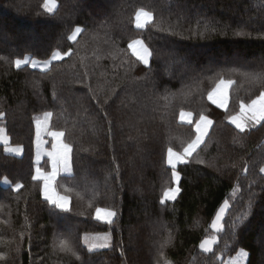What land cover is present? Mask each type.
<instances>
[{
    "label": "trees",
    "instance_id": "16d2710c",
    "mask_svg": "<svg viewBox=\"0 0 264 264\" xmlns=\"http://www.w3.org/2000/svg\"><path fill=\"white\" fill-rule=\"evenodd\" d=\"M43 3L0 0V127L23 147L17 156L0 144V264H225L240 249L247 264H264V121L240 132L228 120L264 92V0H57L53 13ZM141 8L153 19L137 28ZM138 38L152 53L147 65L129 47ZM69 50L47 69L15 67ZM221 79L233 81L227 109L208 98ZM46 112V137L62 131L71 146L73 171L56 180L67 210L32 178ZM201 113L213 125L176 168V200L161 204L175 186L167 149L183 151ZM98 207L116 212L111 223ZM98 233L111 245L89 250L84 235ZM208 237L217 242L204 252Z\"/></svg>",
    "mask_w": 264,
    "mask_h": 264
},
{
    "label": "snow or ice",
    "instance_id": "6c2138e0",
    "mask_svg": "<svg viewBox=\"0 0 264 264\" xmlns=\"http://www.w3.org/2000/svg\"><path fill=\"white\" fill-rule=\"evenodd\" d=\"M42 7L45 9L48 13H53L55 9L57 8V0H44V3ZM143 18V20H142ZM136 19V27L137 28H144L147 24L152 22L153 16L151 12H148L144 10L143 8L137 10L135 14ZM81 32V29L79 27H76L75 30L72 32V34L68 37L69 40H75L78 33ZM237 35H240V33H237ZM139 46L138 48L136 46ZM129 47L133 49L134 54L137 56L138 60L145 65L149 63L150 57L152 55L151 51L148 49L147 46L143 44L142 41H133L129 44ZM71 50L69 52L61 54L59 51L54 52L52 54L51 59L56 60L60 59L63 56L69 55ZM15 67L19 69L22 65L29 63V58L25 57L24 59L17 58L15 61ZM50 63V61L45 62V67ZM33 68L38 67L36 62H32L31 65ZM232 81L225 82L223 79H221L217 85V89L221 85H224L227 87L228 84H231ZM216 89H214L212 92H209L208 98L212 100L213 103H217V101L214 99V93ZM219 107H224V104L221 102L218 104ZM3 114L0 113V117H2ZM52 116L51 112L44 113L43 121L37 120L36 122V139H37V162L40 159V152H39V145L41 143V131L42 128H47L49 118ZM192 116V113H185L181 111L180 117L181 120H185L186 117L187 123L192 124L193 121L190 119ZM229 122L234 125L240 132H244L248 129L249 123H252L253 125L260 124L262 121H264V92H261L256 99L252 100L249 105H245L243 102L240 104V113L238 115H232L228 117ZM213 123L211 119H209L206 115L200 114L199 118L194 122V128H195V135L194 138L190 140L186 144V146L183 147L182 152H176L173 150L172 147H169L167 149V164L172 169V178L173 181L178 185V182L180 180V174L176 171L177 165L180 163H187L188 158L192 157L193 153L197 151V149L200 147V145L204 141V137L207 135V131L209 126ZM47 134L51 135L54 138V142L52 144V151L48 152L47 155L51 162V175H45L40 167L35 168V174L33 175V180H42L43 181V195L44 198L53 204L55 207L61 209V210H67L68 209V197L67 196H53L49 192V182L51 179H54L57 170L62 169L63 171H69L70 170V152H71V146L69 144L63 143L61 141V137L64 136V133L62 131H49ZM6 133H4V130L0 129V144L5 145V151H11L15 154H20L22 152V146H16L15 148H9L7 147L9 144V140L5 138ZM200 163H203V161H200ZM246 170V169H245ZM261 172H264V167L260 169ZM4 183H9L7 177L4 178ZM22 187L21 184L17 183L13 190H19ZM68 191V189H66ZM181 191L179 186L167 188L163 191V195L161 198V204L166 203L167 201H175L177 195ZM227 207V202H225V207H222L219 211V213L216 216L215 221L212 224V228L214 230H219V222L222 218V214L225 211V208ZM101 213H103V216H101ZM116 216V212L110 209H96V218L97 219H103L108 223L112 222V218ZM96 240H102L103 243H92L90 244L89 250L98 248V247H108L109 241H110V234H104L103 236H97L95 238ZM87 242V237H86ZM216 243L215 237L206 238L205 240L201 241L200 243V249L204 252H211L212 251V245ZM59 248L61 251L69 250L67 246V242L61 240L59 242ZM249 256V253L244 250L240 249L237 252V255L230 259L227 264H247V258ZM3 255L0 254V259H3Z\"/></svg>",
    "mask_w": 264,
    "mask_h": 264
},
{
    "label": "crops",
    "instance_id": "0c3cea01",
    "mask_svg": "<svg viewBox=\"0 0 264 264\" xmlns=\"http://www.w3.org/2000/svg\"><path fill=\"white\" fill-rule=\"evenodd\" d=\"M152 16H153V14H152ZM142 20H143V18H142ZM25 58V57H24ZM23 58V59H24ZM27 58H29V64L30 65H32V62L34 61V59L32 58V57H27ZM58 60V59H57ZM34 62H36V61H34ZM38 62V61H37ZM36 62V63H37ZM53 62V61H52ZM51 62V63H52ZM149 64V63H148ZM25 65V64H24ZM37 65H38V67H39V64L37 63ZM37 68V67H36ZM39 69H41V68H39ZM47 69V68H46ZM225 82H227V81H231V80H224ZM218 85V84H217ZM217 85H216V87L214 88V89H216V91H215V93H214V99L217 101V103H214L215 105H217L218 106V104L219 103H223L224 104V107H220V108H222V109H227L228 108V106H229V103H230V91H231V87H232V85H233V81H232V83L231 84H228L227 85V87H225L224 85H221L220 87H219V89H217ZM213 89V90H214ZM212 90V91H213ZM211 91V92H212ZM212 101V100H211ZM245 105H249V104H245ZM219 107V106H218ZM183 112H185V113H189L190 111H183ZM190 113H192V112H190ZM238 115V114H237ZM209 118V117H208ZM187 119H188V117H186L185 118V120H181V117H180V120L181 121H183V122H186L187 121ZM190 119H192V121H194V114L192 113V116L190 117ZM209 119H211V118H209ZM212 120V119H211ZM39 121H42V120H39ZM213 121V120H212ZM187 123V122H186ZM212 125H213V123L209 126V128H208V131H207V135H208V133H209V131H210V129H211V127H212ZM42 129H44L45 130V128H42ZM50 131H56V130H50ZM42 132V131H41ZM49 135V134H48ZM207 135L204 137V141H205V139H206V137H207ZM5 138L6 139H8L10 142H9V144H8V146L7 147H9L10 149L11 148H15L16 146H18V145H14L12 142H11V138H10V136H8L7 134H6V136H5ZM48 139L49 140H47V137H46V134L44 133V135L42 136V134H41V143H40V145H39V152H40V159H39V161L37 162V152H38V147H37V139H36V137H35V168L36 167H40L41 168V170L44 172V171H46V173H48V175L50 176L51 175V171H52V168H51V162H50V159H49V157H48V155H47V153L48 152H50L51 150L50 149H52L51 147H52V144H53V142H54V138L51 136V135H49V137H48ZM61 141L63 142V143H65L64 142V139H63V137H61ZM203 141V142H204ZM4 147H5V145L4 144H2ZM41 148V149H40ZM175 151V150H174ZM43 153V155H42V153ZM177 152V151H176ZM8 153H11V154H14V155H17V156H20V155H22L23 154V147H22V152L20 153V154H15V153H13V152H11V151H8ZM179 165V164H178ZM177 165V166H178ZM72 171H73V169H72V164L70 163V170L69 171H63L62 169H58L57 170V174H56V176H55V178L54 179H51L50 180V182H49V192H50V194H52L53 196H61V194L60 193H58V192H56L55 191V189H56V180L58 179V177L60 176V175H68V174H71L72 173ZM68 197V196H67ZM70 204H71V199H70V197H68V209H69V207H70ZM101 209H105V208H101ZM101 216H103V213H101ZM114 219V217L112 218V220ZM100 220H103V219H100ZM103 221H105V220H103ZM215 245V244H214ZM213 245V246H214ZM213 246H212V248H213ZM237 255V254H236ZM236 255H234V256H232L231 258H229V259H227V261H226V263L225 264H227V262L230 260V259H232V258H234ZM248 259V258H247Z\"/></svg>",
    "mask_w": 264,
    "mask_h": 264
},
{
    "label": "rangeland",
    "instance_id": "374dc122",
    "mask_svg": "<svg viewBox=\"0 0 264 264\" xmlns=\"http://www.w3.org/2000/svg\"><path fill=\"white\" fill-rule=\"evenodd\" d=\"M134 41H142L143 42V44L145 45V46H147L146 44H145V42L143 41V39H141V38H138V39H136V40H134ZM137 48L139 47L138 45L136 46ZM148 47V46H147ZM148 49H149V47H148ZM150 50V49H149ZM132 51H133V49H132ZM60 52V51H59ZM134 52V51H133ZM61 53V52H60ZM62 54V53H61ZM26 57H32L31 55H27ZM33 58V57H32ZM23 59V58H22ZM34 59V61H38L37 63L39 64V67H37V68H41V69H46V68H49L50 67V65H51V62L52 61H54V60H52L51 58L50 59H48V60H39V59H37V58H33ZM57 60V59H56ZM46 61H50V63L45 67V62ZM149 62H150V60H149ZM30 63V62H29ZM28 63V64H29ZM30 65V64H29ZM248 104H250V103H248ZM42 121H43V119H41ZM0 129H2V130H4L2 127H0ZM45 131H46V129L44 130V129H42V132H41V134H42V136L44 135V133H45ZM47 132V131H46ZM4 133H5V131H4ZM48 137H49V135H48ZM48 137H47V140H49L48 139ZM52 148V147H51ZM41 149V148H40ZM51 151H52V149H50ZM42 153V152H41ZM42 155H43V153H42ZM69 156H70V154H69ZM70 163H71V158H70ZM72 164V163H71ZM43 172V171H42ZM45 175H48V173H46V171H44L43 172ZM8 181H9V183H4L3 182V184L4 185H6V186H9V185H11L12 184V182L8 179ZM176 186H179V182H178V185L175 183V186L174 187H176ZM55 191L56 192H58L56 189H55ZM59 193V192H58ZM61 196H66V195H63V194H61ZM225 202H227V207L225 208V211L223 212V214H222V218H221V220H220V222H219V229L221 228V226H222V222H223V219H224V217H225V215H226V211H227V208H228V206H229V203H228V201H225ZM225 202L222 204V206L220 207V209L222 208V207H225ZM220 209H219V211H220ZM219 211H218V213H219ZM217 213V214H218ZM217 216V215H216ZM215 219H216V217H215ZM215 219H214V221H215ZM213 221V222H214ZM213 224V223H212ZM104 234H110V233H98V234H85L84 235V243L88 246V248L90 247V244H92V243H103V241L102 240H96L95 238L97 237V236H103ZM86 237H87V242H86ZM208 238H211V237H208ZM215 239H216V242H217V237H215ZM111 243H112V236H111V234H110V241H109V246L111 245ZM108 246V247H109ZM213 246V245H212ZM103 248H107V247H98V248H95V249H92V250H98V249H103ZM245 250V249H244Z\"/></svg>",
    "mask_w": 264,
    "mask_h": 264
},
{
    "label": "bare ground",
    "instance_id": "6f19581e",
    "mask_svg": "<svg viewBox=\"0 0 264 264\" xmlns=\"http://www.w3.org/2000/svg\"><path fill=\"white\" fill-rule=\"evenodd\" d=\"M67 76V75H66ZM63 82V81H62Z\"/></svg>",
    "mask_w": 264,
    "mask_h": 264
}]
</instances>
